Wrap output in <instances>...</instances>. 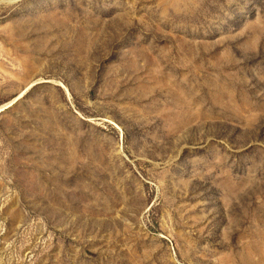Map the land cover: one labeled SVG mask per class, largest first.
I'll return each instance as SVG.
<instances>
[{"label": "rangeland", "instance_id": "obj_1", "mask_svg": "<svg viewBox=\"0 0 264 264\" xmlns=\"http://www.w3.org/2000/svg\"><path fill=\"white\" fill-rule=\"evenodd\" d=\"M0 264H264V0H0Z\"/></svg>", "mask_w": 264, "mask_h": 264}, {"label": "bare ground", "instance_id": "obj_2", "mask_svg": "<svg viewBox=\"0 0 264 264\" xmlns=\"http://www.w3.org/2000/svg\"><path fill=\"white\" fill-rule=\"evenodd\" d=\"M0 113H1V111H0Z\"/></svg>", "mask_w": 264, "mask_h": 264}]
</instances>
